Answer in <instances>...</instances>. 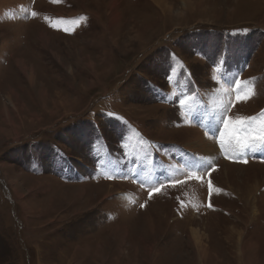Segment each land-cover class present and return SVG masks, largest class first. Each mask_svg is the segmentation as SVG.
Here are the masks:
<instances>
[{
    "label": "rangeland",
    "instance_id": "374dc122",
    "mask_svg": "<svg viewBox=\"0 0 264 264\" xmlns=\"http://www.w3.org/2000/svg\"><path fill=\"white\" fill-rule=\"evenodd\" d=\"M160 1L0 0V264H264V0Z\"/></svg>",
    "mask_w": 264,
    "mask_h": 264
},
{
    "label": "crops",
    "instance_id": "0c3cea01",
    "mask_svg": "<svg viewBox=\"0 0 264 264\" xmlns=\"http://www.w3.org/2000/svg\"><path fill=\"white\" fill-rule=\"evenodd\" d=\"M66 116H68V115H66ZM65 116V117H66ZM74 116H72V115H70V116H68V118L70 119V118H73ZM104 141V144L106 143V141L105 140H103ZM92 144H95L94 143V141H90L89 143H88V148L90 147V145H92ZM96 145H99V144H96ZM59 147V146H58ZM59 148H61V147H59ZM33 156L32 155H30V159H29V169L31 170V171H33V172H31L32 174H40V173H42V170H36V169H34L33 167H32V160H33ZM39 161H40V158L38 159ZM93 167V176H95V174H96V176L97 177H95L94 179H99V180H105V181H113V180H111V179H107V178H105L104 176H102V175H100V173H98L97 172V169H96V166H95V164L92 166ZM55 176H57V178H59L61 181H63V182H76V183H78V182H84L85 180H86V178H85V175L84 176H81V177H79V178H76V179H63V178H61L60 177V175L58 174V173H56L55 171H51ZM0 185H1V189L3 190V191H5V193H6V197H7V199L11 202V203H13V199L11 198V195L9 194V192L13 195V193H12V191L10 190V187H7L6 186V184L3 182V175H2V173L0 172ZM17 193V192H16ZM16 195V194H15ZM19 195V194H18ZM20 196V195H19ZM21 197V196H20ZM17 200V199H16ZM21 201H22V197H21ZM22 204V203H21ZM132 205H136V207H137V209H143V207H145L144 206V204H132ZM206 208H211V206L210 205H208V206H206ZM13 215V217H15V220L17 221V225L19 226V228L21 229L22 228V221H20V220H18L17 219V215L15 216L14 214H12ZM144 215H148V214H143V216ZM143 216H142V218H143ZM147 216H145L144 218H146ZM134 219H136V218H134ZM151 221V220H150ZM146 222H148L147 221V219H145L144 220V222H143V226L141 227L142 229L144 228V230L145 229H147V228H150L149 230H151V232H152V227L149 225V226H147L145 223ZM117 225V224H116ZM119 225H121V229L123 230H125L126 232H124L126 235H128V230H129V226L128 225H126V224H124L123 223V225L122 224H119ZM118 225V226H119ZM119 229V228H118ZM141 229V230H142ZM138 230H140V228L138 229ZM142 231L141 232V234H139V237H140V235H141V237L142 236H144V235H148L149 233V231ZM127 237H129V236H127ZM140 237V238H141ZM21 240H22V238H21ZM20 240V241H21ZM145 240H150V239H148V238H145ZM22 249H23V251H25V253H26V256H27V254H28V249H27V247H22ZM28 259V258H27Z\"/></svg>",
    "mask_w": 264,
    "mask_h": 264
},
{
    "label": "snow or ice",
    "instance_id": "6c2138e0",
    "mask_svg": "<svg viewBox=\"0 0 264 264\" xmlns=\"http://www.w3.org/2000/svg\"><path fill=\"white\" fill-rule=\"evenodd\" d=\"M33 15H35V13H33ZM245 98V96H237L238 100H242ZM181 103H183V101ZM255 119L256 118H253L251 121L238 120L236 121V123L239 124V127H232V122L226 120L224 122L225 131L228 132L229 129H231L229 140L235 139L238 133L245 132V136L242 138L243 142L237 140V144L241 149L251 147L255 144H264V123H261L259 129L253 128L252 125L255 124ZM253 132H255L256 135H251V133ZM155 191L158 192L159 189L157 188L155 189Z\"/></svg>",
    "mask_w": 264,
    "mask_h": 264
},
{
    "label": "bare ground",
    "instance_id": "6f19581e",
    "mask_svg": "<svg viewBox=\"0 0 264 264\" xmlns=\"http://www.w3.org/2000/svg\"><path fill=\"white\" fill-rule=\"evenodd\" d=\"M156 1H158V0H156ZM159 2H161L160 0H159ZM21 66V65H20ZM31 80V79H30ZM253 161H255V160H252L251 162H253ZM256 162H259V161H256ZM200 163H202V161H200ZM262 163H264V162H262ZM262 165H264V164H262ZM228 167V166H227ZM260 166H256L255 167V169H258V170H260V171H262V172H264V168H259ZM263 175V174H262ZM15 194H16V192H15ZM16 196H17V199H18V195L16 194ZM199 243V242H198ZM196 244V247L197 248H199V247H201L199 244ZM200 249V248H199ZM86 252V251H85ZM200 255V254H199Z\"/></svg>",
    "mask_w": 264,
    "mask_h": 264
}]
</instances>
